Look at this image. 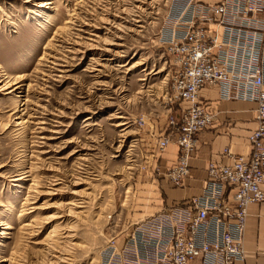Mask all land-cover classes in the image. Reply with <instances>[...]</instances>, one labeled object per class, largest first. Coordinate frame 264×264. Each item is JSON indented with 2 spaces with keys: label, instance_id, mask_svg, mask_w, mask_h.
Segmentation results:
<instances>
[{
  "label": "rangeland",
  "instance_id": "374dc122",
  "mask_svg": "<svg viewBox=\"0 0 264 264\" xmlns=\"http://www.w3.org/2000/svg\"><path fill=\"white\" fill-rule=\"evenodd\" d=\"M39 1L0 0V264H101L151 199L183 0Z\"/></svg>",
  "mask_w": 264,
  "mask_h": 264
},
{
  "label": "built area",
  "instance_id": "2783aa9c",
  "mask_svg": "<svg viewBox=\"0 0 264 264\" xmlns=\"http://www.w3.org/2000/svg\"><path fill=\"white\" fill-rule=\"evenodd\" d=\"M197 6L196 0H183L165 35L172 62L166 100L179 110L155 136V154L171 143L178 147L165 176L182 186L198 135L214 119L199 102L205 87L216 88L221 100L256 104V127L247 136L251 152L233 155L224 148L231 161L208 163L200 195L186 200L185 208L136 222L121 243L117 237L109 240L101 249V264H234L244 259L247 208L264 205V0ZM209 24L224 25L222 34Z\"/></svg>",
  "mask_w": 264,
  "mask_h": 264
},
{
  "label": "crops",
  "instance_id": "0c3cea01",
  "mask_svg": "<svg viewBox=\"0 0 264 264\" xmlns=\"http://www.w3.org/2000/svg\"><path fill=\"white\" fill-rule=\"evenodd\" d=\"M196 1L197 7H200L202 3L212 5L218 0ZM208 27L211 30L217 29L220 35L224 29V25L216 27L209 24ZM199 102L214 115V119L212 125L198 135L197 146L188 160L189 173L183 185L176 187L165 176L178 155V147L171 143L162 154H154L145 177L144 189L138 192V195L151 199L145 200L144 206H140L141 210L137 214L143 216L128 223L125 231L117 237L120 243L129 235L136 222L174 207L185 208L186 200L200 195L206 185L208 163L231 161L222 154L224 148H228L233 155L250 154L251 147L247 136L256 127V104L250 101L221 100L214 87L203 88L199 93ZM174 109L171 115L176 116L179 108L177 106ZM261 187L264 190V184ZM228 190L226 188V194H229ZM243 246L244 259L234 264H264L263 204L252 203L247 208Z\"/></svg>",
  "mask_w": 264,
  "mask_h": 264
},
{
  "label": "bare ground",
  "instance_id": "6f19581e",
  "mask_svg": "<svg viewBox=\"0 0 264 264\" xmlns=\"http://www.w3.org/2000/svg\"><path fill=\"white\" fill-rule=\"evenodd\" d=\"M23 2V1H22ZM35 2V4H32V5H34V6H36V7H38V8H42V7H45V6H47L48 4H51V2L50 1H39V0H24V3H28V4H31V3H34ZM45 8H49V7H45ZM66 23V22H65ZM24 77H22V79H23ZM16 79H18V78H16ZM16 79H14L13 81H15ZM21 79V80H22ZM1 82V81H0ZM9 83V82H8ZM8 83H6V85H5V87H4V89L5 88H7V87H9V85H8ZM13 84H15V82L13 83ZM17 88H19V87H17ZM119 124H124V123H119ZM21 178H23V177H21ZM6 228H9L8 226H6Z\"/></svg>",
  "mask_w": 264,
  "mask_h": 264
}]
</instances>
